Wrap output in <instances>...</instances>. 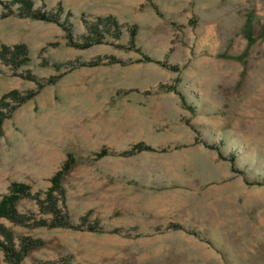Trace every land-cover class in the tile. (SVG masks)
<instances>
[{"label": "rangeland", "instance_id": "rangeland-1", "mask_svg": "<svg viewBox=\"0 0 264 264\" xmlns=\"http://www.w3.org/2000/svg\"><path fill=\"white\" fill-rule=\"evenodd\" d=\"M32 2L78 43L98 18L118 28L78 48L0 0V48L26 47L17 68L0 56V98L33 93L0 124V199L19 182L42 200L74 159L73 227L37 225L53 216L31 197L16 202L26 225L0 218L16 249L40 241L21 264H264V0ZM138 143L149 150L124 154Z\"/></svg>", "mask_w": 264, "mask_h": 264}, {"label": "trees", "instance_id": "trees-1", "mask_svg": "<svg viewBox=\"0 0 264 264\" xmlns=\"http://www.w3.org/2000/svg\"><path fill=\"white\" fill-rule=\"evenodd\" d=\"M14 2L20 3V16H28L33 19H38L42 21H48V22H56L58 25H60L66 32L67 39L69 40V43L78 48H87L94 44H98L102 42L103 36L100 34L99 31L101 29H108L109 27L118 28L117 21L111 17L107 16L104 18H98L97 22L94 24H90L88 26L89 31L92 33L94 32L97 34V38L94 40L88 37L83 43H78L73 40V37L70 32V27L66 22H60L59 17L56 14H49L42 11H35L33 10V2L32 0H12ZM9 6L6 5V8ZM135 34L136 31L132 29L130 31V48H134L135 43ZM119 34L116 33V37H118ZM26 52V47L23 44H17L14 45L12 48L7 46H2L0 48V56H6L9 55L11 58L14 59L15 64H13L14 67H19L21 63H23V59H18L19 56L24 54ZM149 59V58H146ZM150 60V59H149ZM101 62V59L94 60L92 62H89L87 64L82 65H88V66H94L99 65ZM58 68V66H56ZM26 79H32L34 80V77L27 74ZM55 78H49L46 83H52ZM43 84H38V88L43 87ZM33 95L32 92L27 93L26 95H20L18 91L12 90L8 93L4 94L0 98V124L1 122L7 117V115L13 110V107L11 106L12 101H17L18 104L24 103L26 100H28ZM216 148V147H212ZM142 150H149V147L138 143L133 146V148L130 151L124 152V154H132L133 152H138ZM107 150H101L96 156L102 157L107 155ZM230 161L233 163L234 157L231 156ZM74 162V159L71 155H68L66 160L63 162L61 168L57 170L54 175L50 178L51 185L48 187V189L44 192V198L41 200L39 198V194L31 195L30 193V187L27 184L19 183V182H13L9 186V190L6 194H4L0 199V218H6L16 224H22L26 225L29 218L23 214H20L16 209V202L21 197H31L38 201V203L46 209L45 211L52 214V220L47 223L45 220H40L37 222V225H47L50 227H56V226H64V227H73L70 225V222L67 219L66 214L61 210L62 205L64 206V190L62 187V180L64 175L70 170L72 164ZM60 205V206H59ZM84 220V219H83ZM77 227V226H76ZM88 230L94 231L96 228L95 226L89 225L87 227ZM0 235L3 236V240L0 239V248L4 251L5 259L10 264H21L23 258L27 255V253L33 249L34 247H37L40 244L39 240H33L29 237H24L21 239V245L19 249H16L12 244V234L9 230H7L5 227L0 224ZM46 264V263H41Z\"/></svg>", "mask_w": 264, "mask_h": 264}]
</instances>
